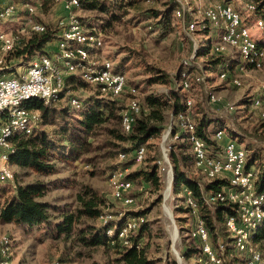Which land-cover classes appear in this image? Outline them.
I'll use <instances>...</instances> for the list:
<instances>
[{
	"label": "rangeland",
	"instance_id": "374dc122",
	"mask_svg": "<svg viewBox=\"0 0 264 264\" xmlns=\"http://www.w3.org/2000/svg\"><path fill=\"white\" fill-rule=\"evenodd\" d=\"M11 1L17 4V9L12 17H9V20H0V30H4V32H17L21 25L24 26V18L27 14L25 3L35 7V17H31V19L44 21L53 27L65 15L62 2L58 0H6L5 2ZM112 1L114 2L112 3ZM121 1L129 2L123 5ZM168 1L99 0L98 2L105 8L104 11L75 10L78 15L86 19L90 18V23L85 22L84 25L88 31L102 33V44L89 50L87 61H91V63H88V67L85 68L97 69L104 60H109L116 69L120 70L119 72L122 71L121 73L126 78L127 88L129 86L136 88L135 96L141 103V110L143 109L145 112L149 109L145 101L146 96L148 94L160 96L166 102L164 108L165 129L167 127L168 129L171 128L169 125L173 122V98L171 94H168L171 84L153 80V78L158 75L157 71L161 70L173 80L175 88L180 87L181 89L179 72H186L188 65H194L197 69L201 68V62L204 59V56H198L199 49L200 52H202L201 48L203 49V45H201L203 35L199 33L200 29L207 28V37L210 38L209 53L212 56L223 53L229 59L241 62L235 49L225 48L220 50L218 48L216 42L218 28L209 23L203 15L208 0H181L190 8L185 17L189 16L188 21L193 24L192 31L186 27L188 23L183 22L182 17L176 13V9L174 12L169 10L168 25L157 22L160 20L159 18L153 16L146 18L144 16V11L148 9L157 11L167 9ZM233 5L240 12L243 23L249 28L252 40L258 42V44L261 42V45L259 44L262 51L260 66L246 65L249 67L244 70H242L244 67L239 68L240 64H238V67L233 66L236 75L240 77V86H235L219 77L221 70L226 67L219 72L216 68L213 71L204 68L195 72L188 71L191 73V77L193 74L201 75L203 80L202 82H196L191 78L190 86L187 89H181L180 92L183 95V100L189 99L191 101V104L187 106L189 119H192V113H195L199 106H203L205 109L230 121L235 128V125H237L245 129L250 136L247 142L249 141L250 146L258 150L259 154H262L264 151V122L259 118L258 108L252 104L253 99L260 96L261 89H264V33L255 27L256 20L262 17L259 16L260 13L256 9L249 11L237 0H234ZM25 29L23 32L26 31ZM25 33L27 35V32ZM57 41L58 39L55 38L48 41L41 51H48L47 49L54 47ZM38 52L40 51L30 48L18 59H6L7 66L11 65L12 67L0 70V76H10L18 70H24ZM85 68L80 69L78 73H73L77 76L71 82H65L61 91L60 98L62 100L52 103L53 106L57 108L64 107L66 110L65 119L67 123L62 121V124L66 125V129H69L67 131L73 129L72 127H77V132L80 133L78 119L81 118V101L83 103L102 101L109 104L108 106H112L113 111L107 120L94 126L92 131L87 134H80L86 137L90 143L88 152L82 153L75 159L64 160L58 157L52 160L57 168L54 173L39 174L28 167H20L12 162H6L10 169V175L0 183V201L11 196L18 185L41 181L46 184L41 199L58 207V210H49L52 221L42 225L25 226L0 221V237L8 235L12 240L8 257L9 263L49 264L51 260L59 259L64 264H121L115 261L117 254L113 248H108L102 244H86L82 240V234L78 232L81 225H86V223L99 224L102 221L101 218L95 222L86 221L85 218H82L80 220L81 224L74 226L73 232L69 235L54 231V223L59 222L64 213H69L78 205L76 194L84 185H90L105 197L107 208H104L103 215L110 219H115L119 212L123 213V216L133 217L134 215L126 214V212L128 210L138 211L139 209L145 211L142 215L134 217H139L135 221L145 222L140 242L145 255L152 260L153 264H200L198 260L199 251L191 247V239L187 234L190 221L188 210L183 206L185 204L181 200L182 197L178 198L176 196V193H179L181 187L184 186H180V189L175 193L173 168L169 158L170 149L167 152L169 164H166V174L163 173V170H160L161 167L163 168V162L158 166V185L150 184L142 179L131 180L132 187L129 193L134 200L130 205H125L112 195V185L109 182V177L112 171L119 167L117 165L122 159L119 154L120 146L125 144V142L116 138V131H120L119 107L121 105L126 107L125 103L128 101L129 95L120 96L118 100L111 99L108 95L102 93L96 84L86 83L87 79L82 72L85 71ZM238 70H242V72L239 73ZM209 78L212 79L209 80ZM208 93L213 94L214 99H209ZM72 96L77 97L79 101L81 100L78 107L70 106L69 99ZM229 105H232L233 108H229ZM28 110L30 116L27 121L32 127H35V134L41 129H45L50 133L55 127L59 128L58 120L47 118L40 121V113L37 114V109ZM105 112L108 113V109L105 108ZM176 119L178 124L179 120L177 117ZM22 128L23 126L15 127L14 131L21 133ZM217 131L224 132L225 137L223 139L225 140L230 137L226 129ZM163 134L164 132L149 139L147 141L150 145L149 148L146 144L143 145L146 147L144 157L153 155L158 159L161 157L162 146L172 145L175 142L174 140H179L173 137L167 142L166 139H162ZM231 139L238 146L244 147V144H246L245 141H241L237 137ZM187 151L189 153V149ZM142 161H134L129 169L139 167ZM257 161L252 164L255 165L256 169H258L261 160ZM250 168L256 171L257 176V170L253 167ZM190 169L200 180H208L193 165ZM168 173H170L169 176H167ZM197 216L199 215H194L195 221ZM174 231L175 235H173ZM215 236V239L222 237L220 232H218V236L217 234ZM186 247H191L192 250H186ZM174 250L181 257L180 263L176 260Z\"/></svg>",
	"mask_w": 264,
	"mask_h": 264
},
{
	"label": "trees",
	"instance_id": "16d2710c",
	"mask_svg": "<svg viewBox=\"0 0 264 264\" xmlns=\"http://www.w3.org/2000/svg\"><path fill=\"white\" fill-rule=\"evenodd\" d=\"M98 1L99 0H79V9L104 11V6ZM247 1L253 3L254 10L256 9V11L260 13L259 16L262 17L261 19H264V0ZM113 2L114 1H112V3ZM128 2L129 1H121L123 5L127 4ZM167 5L168 8L161 11L152 9L145 10L144 16L146 18H150L152 16L157 19L159 18L160 20H158L157 22L163 25H168V19H170V11L174 12L175 9L179 7V3L177 2V0H169ZM185 16L182 18L183 22L189 23V16ZM80 20L86 23H90V18L86 19L85 17L80 16ZM185 20H187V22ZM40 22H42L46 26L45 31L40 33L29 31V36L23 35L22 40L17 43L13 51L7 53L6 59H18L30 48L41 51V49L48 41L57 37V24L53 27L51 25H48L44 21ZM199 31V33L203 35V39H201V45H203V49L201 48L202 52H200L199 49L198 56L202 55L204 56V59L201 62V68L197 69L194 65H188L186 72H195L203 68L208 69L209 71H213V69L216 68L219 72L224 67L230 70V68L233 67L234 64L237 63V61L231 60L229 62L228 56L224 55L223 53H221L220 55L212 56V54L209 53L210 38L207 37V28L203 27ZM10 67L12 66H7V64H4L3 68H1L0 70H4V68L9 69ZM114 69L120 71L116 69L115 66ZM157 74L158 75H156L153 80H159L163 83L169 82L171 84V87H169L168 89V94H171L173 98V122L171 123L172 126L169 131L168 137H173L174 133L177 132L176 130L181 132V129L177 125L176 117L186 109L185 99L183 100V95L180 92V87L175 88V85H173V80L168 77L166 73L158 70ZM75 76L77 75H67L64 79V85L65 82H71ZM145 101L149 109L147 112L143 111V109H140V113L134 119L131 127L132 129L129 132H123L121 128L120 131H116V138L120 141L125 142L124 145L120 146V153H130L140 145L144 144H146L149 148L150 145L147 141L153 137L159 136L162 132H165L164 130H166L164 126V108L166 102L163 101L160 96L154 94H148L145 98ZM81 103V118L78 119L80 129L79 133L77 132V127H72L73 129L67 131L69 129H66V125L62 124V121L66 122V110L64 109V107L57 108L51 103L43 104L38 99L28 100L25 103V106L28 109L36 108L40 110V121L44 119L46 120L47 118H51L56 121L58 120L59 128L55 127L50 133L45 129H41L36 134L34 132L35 129H33L32 133L28 135H23L22 132L19 133L17 131H14L10 136L11 147L9 149L7 163L12 162L20 167H28L35 173L49 174L54 173L57 170L55 164L52 163L53 159H56L58 157L64 160L75 159L78 158L82 153L88 152L90 149V143L87 141L86 137L81 136L80 134H87L88 132L93 130L94 126L107 120V118L113 111V107L108 106L109 104H106L102 101H90L89 103H83L81 101ZM121 106L119 107L120 117L121 112L125 107H123V105ZM105 108L108 109V113L105 112ZM191 116L192 122H195L194 129L196 136L203 139L208 147L212 145L216 149L219 148V143L215 142V140L211 138L212 133L215 132L217 128H224L227 130L229 135L245 141V167H254L256 169L255 165L253 166L252 164L258 162L257 160H261L259 162L258 169H256L257 176L255 180V190L257 192L264 190V151L262 152V154H259L258 150L250 146L251 143H248L249 141L247 142V139L250 138L247 131L237 125H235V128L234 126H232V123L230 121L217 113H213L212 111L205 109L203 106H199L195 113H192ZM261 121L264 122L263 120ZM180 135L184 136L183 132ZM174 141L175 142L170 145L169 158L170 164L173 168V185L175 193L178 191V189H180L181 185H185L191 190L193 198L197 201V211L195 210L194 213L192 209L182 204L188 210L190 221H192V216L194 217L195 214H198L203 221H206L207 227L212 234L213 241L215 238L214 232H216L217 234L218 232H220V234L222 235L221 239L226 244V250L228 251V249L231 247L229 244L231 238L223 228V223L228 215H236L235 204L229 201H217L212 202L208 205L204 202L203 197L205 195H208L210 192L219 191L223 186H228L229 181L226 177H218L211 180H200L199 178H197L190 169L192 157L191 153H188L187 151L188 147L186 143L181 140ZM213 147H210V151L212 154L214 153L213 155H216L217 153L216 151H214ZM156 160L157 159L155 158V156L146 155L143 158L142 164H140L139 167L129 171L126 174V178L130 180L142 179L150 184L158 185L159 167ZM133 163V159L127 156L126 158L121 159L120 163L117 166H130ZM45 189L46 184L41 181L18 185L15 192L11 196L7 197L3 201H0V221L25 226H37L52 221L51 213L49 212V210H58V207L52 205V203L48 201L41 199V197L44 195ZM76 200L78 201V205L75 207V209L70 211L69 213H64L61 217V220L54 223V231L56 233H66L69 235L73 232L74 226H78V224H81L80 220L82 218H85L86 221L95 222L97 219H102V217L106 216L103 215L104 208H107L105 197L102 194L98 193V191L92 186L84 185L76 194ZM144 212L145 211L142 209H139L138 211L128 210L126 214L140 216ZM119 217L120 218L117 219H109V222L105 224L101 221L99 222V224L86 223V225H81L79 227L78 232L82 234V240L86 244H102L108 248H113L117 254V258L115 259L117 263L153 264L152 260H150L145 255L143 246H136L138 241H140L145 222L140 225L136 234L133 235L130 246L125 247L118 243L115 245H110L106 242V228L109 227L111 223H115V221L117 222L124 219V216ZM261 221L263 222L260 225L258 232L254 236V240L256 241L258 248L263 251L264 218ZM190 245L192 248L197 249L194 240H191ZM191 247H186V250H192ZM224 264H237V262L234 260V258L228 256L226 252V260ZM260 264H264V255L263 260Z\"/></svg>",
	"mask_w": 264,
	"mask_h": 264
},
{
	"label": "bare ground",
	"instance_id": "6f19581e",
	"mask_svg": "<svg viewBox=\"0 0 264 264\" xmlns=\"http://www.w3.org/2000/svg\"><path fill=\"white\" fill-rule=\"evenodd\" d=\"M67 1H77V0H67ZM221 3H226L230 7L231 13H233V22H235V28L236 31H238V34L242 37V40L245 41V43H239L236 41L235 37L233 36L232 31V25L228 21H226V13L224 12L223 7H220L219 2L217 0H208V5L203 11L204 17L209 21V23H212L214 26L218 28V40L217 45L220 50H223L225 48H232L235 49L240 56L239 62V68H243L246 65H251L252 67H259L260 66V57L262 56V51L260 48V45L258 42L253 41L249 32V28L243 23L242 17L240 12L235 8L233 5L234 0H219ZM236 1V0H235ZM241 2L244 7L249 10H254V5L250 1L247 0H237ZM179 3V7L176 9V13L180 15L182 18L187 14V11H190V8L185 4L182 3L181 0H177ZM28 5V12L34 13V6L31 4ZM3 9L5 10V14L12 15L15 12L14 6H11V2H2ZM25 10L27 12V6H25ZM184 13L185 15H182ZM188 26H190L188 28ZM190 31L193 30V24L188 23L186 26ZM255 27L261 30L264 33V19L258 18L255 22ZM28 32H44L46 27L45 25L37 21L36 19H30V26L27 27ZM73 31L76 32V38L71 37H64L62 39V51L63 54L66 56L60 57V64H65L67 67H77L81 64V60L87 61L89 50L92 48H96L102 44L101 37L99 40V32L94 31H88L84 25H81L80 19H74L73 20ZM18 32V31H17ZM0 33H6L4 31H0ZM59 35H57V39L59 42ZM23 38V35L18 34H7L6 35V41H2V48H11V45H14L16 47L17 43H19ZM247 45V46H246ZM247 47L251 50H247ZM254 51L258 55V62L257 58L254 57ZM86 52V53H83ZM33 60V59H32ZM47 60H50V53L48 54H41L36 56V63H33L31 61L28 66L23 70V72H31L37 70V63H47ZM107 63V65H106ZM105 66H106V72H105ZM85 68V67H84ZM83 72V76L87 79L88 74H91V78L98 79V81H107L109 80V74L114 76H120L121 81V93L120 96H123L125 94H128V101H132V105H140V102L138 101L136 95V88L135 87H128L126 83L125 76L114 69V66L109 60H104L99 68L97 69H90L85 68V71ZM73 73H69L67 75H70ZM237 73L231 72V70L225 68L222 69L219 73V77L222 80H227L231 84L235 86H240L241 81L239 80L240 77L236 75ZM15 75V74H14ZM10 75V76H14ZM66 75V76H67ZM5 75L0 76V82L4 79ZM193 78L196 82H201V75L193 74L191 77V73L189 72H181L179 75V81L181 84V89H187L190 86V79ZM203 80V77H202ZM95 84L99 87V90L105 94V85L103 82H95ZM262 88V87H261ZM63 88H55L53 92H46L45 94V86L43 85H30V92L35 93H29L26 95H23L19 98H15L12 100L11 103V110L12 112H20L21 115H23L26 118H18V120L11 122L5 126H2L0 129V142L3 146H10L11 147V140L10 136L14 132L15 127H21L22 134L28 135L31 134L34 127L30 125V123L27 121L30 112L28 108L25 106V103L30 99H37L43 103V104H49V101H56L57 99H60V93ZM106 90H114V83H106ZM260 96L253 99L252 104L254 107L258 108L259 110V118L264 121V89H261ZM209 99H214V95L211 93H208ZM110 97V95H108ZM185 103L187 106L191 104V101L189 99L185 100ZM70 105L72 107H78L80 105V101L77 98L76 100H72V97L70 98ZM229 108H233L232 105H229ZM141 106H135L133 108V113L131 115V105H126L125 109L121 113L120 117V128L123 132H129L132 128V124L134 122L135 117L140 113ZM131 115V119H130ZM7 116H9V109H2V112H0V124H6L7 123ZM179 120V128L181 129V132L176 130L174 133V138H177L183 142L186 143L189 152L191 153L192 162L191 165H193L194 168H197L199 171H201L208 180L215 179L218 177H226L229 181L228 186H223L219 191L210 192L208 195H205L203 197V200L206 204H210L212 202H221V201H229L233 204H235L236 207V215H228L225 219V221H233L236 220L237 217L242 216L243 212V221H261L264 218V190L257 192L255 190V180H256V171L252 168L245 167V150L242 147H239L237 144H235L233 141L228 140L226 143H230L234 149L237 151V157L234 155H227L226 158H221L216 155H213L210 151V147L206 144V142L201 139L200 137L196 136L194 125H191L190 122H192L190 117H188V113L184 112L177 116ZM177 124V125H178ZM171 128L168 129V134ZM183 132L184 136H181L180 134ZM216 133V134H215ZM215 135H218L220 138L222 137L221 131H215ZM213 134V135H214ZM164 145V144H163ZM166 147V145H165ZM162 146V148H165ZM10 149V148H9ZM198 151H201V155L205 157V159H201L200 153ZM134 152H139L138 158L133 156ZM9 150L4 153V157L2 159V165H1V172L2 175H0V183L5 181L9 175H10V169L7 165V158H8ZM145 155V147L143 145H140L138 148H136L134 151H131L130 153H120V157L122 159L126 158L127 156L131 157L133 161L140 162L143 160ZM164 160L166 161V164H169V159L167 156V152H164ZM158 166L161 165L163 162L162 158H158L156 160ZM221 165V168L220 166ZM237 166L238 169H244V177L249 181V186H254L253 189L249 190V199L248 202H241L239 204L241 193L247 192V183L245 182H238V174L236 172H227L223 170L222 168H233ZM160 170H163L161 167ZM131 171L129 169V166L124 167H118L112 171L111 176L109 177V182L112 185V193L116 192V189H123V186L125 183H128V194L130 188L132 187L131 180L126 178V174ZM172 174V172H171ZM170 173L167 174L169 176ZM172 177V176H171ZM184 187H181L179 190V193H176V196L178 198L182 197V201L185 205H187L190 209L196 210L198 208L197 201L193 198L191 190L186 187L185 185H181ZM224 188H225V195L224 196ZM186 189V193L183 192V190ZM116 199L121 200L125 205H130L134 198L132 197H125V196H115ZM115 199V200H116ZM120 201V202H121ZM168 212V211H167ZM169 213V212H168ZM123 213H119V216H123ZM107 218V216L102 217ZM136 219H139V217H129L124 216L123 220L126 221H135ZM196 221H203L201 217L197 216ZM173 235H175V231L173 232Z\"/></svg>",
	"mask_w": 264,
	"mask_h": 264
},
{
	"label": "built area",
	"instance_id": "2783aa9c",
	"mask_svg": "<svg viewBox=\"0 0 264 264\" xmlns=\"http://www.w3.org/2000/svg\"><path fill=\"white\" fill-rule=\"evenodd\" d=\"M62 2L63 9L65 11V15L57 21V35H59V42H56L55 48L53 50L48 51H40L37 55H41V53H50V60H47V63H37V70L31 72H23V70H18L14 76H4L2 82H0V112L2 109H9V116H7V123L0 124V129L2 126H5L11 122L18 120V118H26L21 115L20 112H12L11 103L15 98H19L23 95L30 92V85H43L45 86V94L46 92H53L55 88H64V79L69 73H78L80 69H84V67H88V63L91 61H83L81 60V64L77 67H67L65 64H60V57L66 56L62 51V39L64 37L76 38V32L73 31V20L80 19V15L75 12L76 9H79V0L77 1H67V0H58ZM219 2L220 7H223L224 12L226 13V21L232 25L233 36L236 41L239 43H245L242 40V37L238 34L235 28V22H233V13L230 11V7L226 3ZM11 6H14L15 10L17 9V4L11 1ZM27 6V14L24 18V26H20L18 32H9V33H0V67L6 64V55L10 51H13L14 45H11V48H2V41H6L7 34H18L21 35L24 28L30 26L31 17H35L34 13L28 12L27 3L24 4ZM182 15H185L182 13ZM9 17L12 15L5 14V10L2 6V0H0V20H9ZM187 22V20H185ZM81 25H85V22L81 20ZM46 27V26H45ZM190 26H188L189 28ZM102 37V33L99 32V40ZM247 46V45H246ZM247 50H251L247 47ZM219 51V50H218ZM86 53V52H83ZM36 55V56H37ZM36 56L33 58V63H36ZM254 57L257 58L258 55L254 51ZM107 65V63H106ZM106 72V66H105ZM202 82V76L201 80ZM95 82H103L105 85V95H110L111 99L120 98L121 93V81L120 76H114L109 74V80L107 81H98V79L91 78V74H88L87 84L95 85ZM106 83H114V90H106ZM77 97L72 96V100H76ZM62 100V98L57 99L56 101H49V103H56ZM210 102H214L213 100H209ZM125 105H131V115L133 113V108L135 106L140 105H132V101H126ZM36 109V108H35ZM184 112L188 113L187 105ZM37 113H40L37 109ZM130 115V119H131ZM191 125H195V122H190ZM169 126H172L170 124ZM211 138L215 140V142L219 143V148H214L217 155L222 159L226 158L227 155H234L237 157V151L233 148L230 143H221V139L218 135H211ZM162 139H166L168 142L173 137H168V127L165 130ZM10 146H3L0 142V175L2 159L4 157V153L8 151ZM170 149V145L166 144L165 148H162L161 158L163 160V173L166 174V161L164 160V152H168ZM201 159H205L203 155H201ZM133 156H139V152H134ZM221 168V165H219ZM227 172H236L238 174V182L247 183V192L241 193V198L239 204L241 202H248L249 199V190L253 189L254 186H249V181L244 177V169H238L237 166L234 165L233 168H222ZM186 193V189L183 190ZM114 196H125L132 197V195L128 194V183H125L123 189H116L115 193H112ZM224 196L225 188H224ZM120 218L119 215L115 218ZM110 218H103L102 223H108ZM144 221H115V223H111L109 227L105 230V238L106 242L110 245L120 244L122 246H130L133 235L136 234L140 225ZM263 221H243V212L241 217H237L236 220L233 221H224L223 226L228 236L231 238L230 240V248L228 251L226 250V244L220 239L214 238L212 240V234L207 227L206 221H195L192 216V221H189V231L188 237L191 240L195 241V246L199 251V262L200 264H224L226 260V252L228 256L234 258L237 264H260L263 260V253L258 248L256 241L254 240V236L258 232L260 225ZM216 232H214V237ZM218 236V234H217ZM11 238L8 235H3L0 237V264H10L8 257L10 255L11 248ZM141 245L140 241L137 243V247ZM176 255V260L178 263L181 262V257L179 253L174 250ZM49 264H64L59 259H53Z\"/></svg>",
	"mask_w": 264,
	"mask_h": 264
},
{
	"label": "crops",
	"instance_id": "0c3cea01",
	"mask_svg": "<svg viewBox=\"0 0 264 264\" xmlns=\"http://www.w3.org/2000/svg\"><path fill=\"white\" fill-rule=\"evenodd\" d=\"M5 1H6V0H4V3H5ZM12 19H13V18H12ZM23 24H24V23H23ZM21 26H22V25H21ZM24 29H25V28H24ZM25 30H26L25 32H27V35H25V34H26L25 32H23L22 34L25 35V36H29V33H28V29H27V27H26ZM0 31H4V30H0ZM11 32H15V31H11ZM6 33H9V32H6ZM216 34H217V39H218V32H217ZM58 37H59V36H58ZM55 39H57V38H55ZM217 39H216V42H217ZM57 42H58V41H57ZM260 43H261V42H260ZM260 43H259V44H260ZM260 45H261V44H260ZM44 46H46V44H45ZM45 48H46V47H45ZM52 48L54 49V48H55V45H54V47H52ZM52 48H51V49H52ZM42 49H43V48H42ZM51 49L49 48V49H47V50H51ZM44 50H45V49H44ZM231 60H233V59L230 58V59H229V62H230ZM238 64H239V60L237 61L236 64H234V67H235V66L238 67ZM234 67H231V68H230L231 72H233ZM246 67H249V66H244V68H243L242 70H244ZM250 68H251V67H250ZM242 70H241V71L238 70V72L240 73V72H242ZM234 72H236V71H234ZM12 75H14V74H12ZM1 76H2V75H1ZM207 79H208V77H207ZM210 79H212V78H209V80H210ZM256 92H257V91H256ZM30 110L32 111V109H30ZM35 113H36V111H35ZM37 114H38V113H37ZM223 129H224V128H217L216 130H222V131H223ZM213 133H214V132H213ZM213 133H212V135H213ZM228 135H229V134H228ZM229 136H230V137H229L227 140L223 139V137H225L224 132H223V135H222V137H221V138H222V139H221V143H223V142L226 143L228 140H232L231 138H232L233 136H232V135H229ZM238 139H239V138H238ZM224 140H225V141H224ZM239 140H241V139H239ZM241 141H243V140H241ZM236 144H237V143H236ZM237 145H238V144H237ZM239 146H240V145H239ZM240 147H241V146H240ZM242 148L245 149V144H244V147H242ZM245 151H246V149H245ZM253 168H254V167H253ZM262 253H263V255H264V250H263Z\"/></svg>",
	"mask_w": 264,
	"mask_h": 264
},
{
	"label": "water",
	"instance_id": "95a60500",
	"mask_svg": "<svg viewBox=\"0 0 264 264\" xmlns=\"http://www.w3.org/2000/svg\"><path fill=\"white\" fill-rule=\"evenodd\" d=\"M38 100H39V98H37ZM175 229H176V227H175ZM177 252V251H176Z\"/></svg>",
	"mask_w": 264,
	"mask_h": 264
}]
</instances>
